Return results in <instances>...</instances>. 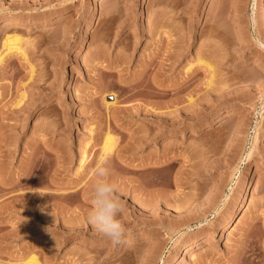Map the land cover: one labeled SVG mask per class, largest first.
Returning <instances> with one entry per match:
<instances>
[{
	"label": "rangeland",
	"instance_id": "374dc122",
	"mask_svg": "<svg viewBox=\"0 0 264 264\" xmlns=\"http://www.w3.org/2000/svg\"><path fill=\"white\" fill-rule=\"evenodd\" d=\"M259 29L264 0H0V264H264Z\"/></svg>",
	"mask_w": 264,
	"mask_h": 264
},
{
	"label": "clouds",
	"instance_id": "9594fccd",
	"mask_svg": "<svg viewBox=\"0 0 264 264\" xmlns=\"http://www.w3.org/2000/svg\"><path fill=\"white\" fill-rule=\"evenodd\" d=\"M94 175L96 179L90 188L88 222L96 232L118 244L127 231L119 219L124 205L116 183L110 178L111 170L107 160L97 165Z\"/></svg>",
	"mask_w": 264,
	"mask_h": 264
},
{
	"label": "bare ground",
	"instance_id": "6f19581e",
	"mask_svg": "<svg viewBox=\"0 0 264 264\" xmlns=\"http://www.w3.org/2000/svg\"><path fill=\"white\" fill-rule=\"evenodd\" d=\"M254 21H256V20H254ZM257 33H258V41H259V43H260V45H263L264 46V40L262 39L263 38V36H264V30H262V29H259L258 31H257ZM213 35H215V34H213ZM8 47H10V49H9V51L10 52H12V51H21V52H24L23 51V47H22V45H21V43H22V39H21V36H19V34H16V33H14L13 35H11V36H9L8 38ZM196 40V39H195ZM2 60H3V58H0V63L2 62ZM200 63H202V62H200ZM206 64V63H205ZM192 66V65H191ZM207 66H208V68H210L212 71H213V73L215 72L214 70H213V66L211 65V64H207ZM192 70V67H189L188 68V71L190 72ZM188 72V73H189ZM213 73H212V75H213ZM213 77V76H212ZM210 84H211V82H210ZM109 97V96H108ZM113 99L115 100V97H113ZM109 101V100H108ZM111 101V100H110ZM109 101V104L110 103H113L114 104V101L112 102H110ZM110 138V137H109ZM112 138H110L109 139V144H107L106 145V147H104L105 148V152H106V154L107 153H110V152H112L113 151V148H114V142L111 140ZM84 153H83V158H82V161H81V166L80 167H83L85 164H86V162H87V160H88V158H89V155H86V151H83ZM249 157H251V153H248L247 155H246V158H249ZM243 160V159H242ZM182 210V209H181ZM202 215V214H201ZM185 220V219H184ZM190 220V219H189ZM228 221H227V223H230L231 221H233L234 220V217L232 216L231 218H229V219H227ZM191 221V220H190ZM202 223V217H199L198 218V222L196 223V224H201ZM179 224H181V223H179ZM183 226H185V227H187V228H190V223H188L187 221L185 222L184 221V223L182 224ZM199 226V225H198ZM182 226L180 225V228H181ZM184 229V228H183ZM248 245V244H247ZM245 247H248V246H245ZM249 248V247H248ZM187 251L185 252V255L187 256V257H189L188 255H190V252H191V248H190V246H187ZM252 249V248H251ZM251 249H248V250H251ZM159 250V249H158ZM242 250H244V248L242 249ZM254 250V249H253ZM245 251V253H247V251L246 250H244ZM244 251H242L243 252V255H245L244 254ZM253 252V251H252ZM255 253V252H254ZM257 253V252H256ZM247 254H250V253H247ZM250 255H252V254H250ZM254 255L255 254H253V258L252 257H250L249 255H245V260L247 259L248 261L250 260V261H252L253 262V264H254V261L255 260H253V259H255L256 257H258L257 255H256V257L254 258ZM241 256H242V254H241ZM260 256V255H259ZM32 258V257H31ZM242 262L244 263L245 261H243L244 260V256H242ZM252 258V259H251ZM259 258V257H258ZM257 259V258H256ZM261 260H262V258H260ZM241 260V259H240ZM261 260H259V262H261ZM252 262H248V264H251ZM256 262V261H255ZM262 262H263V260H262ZM28 264H39V262L37 261V259L36 258H32L31 260H30V262H27Z\"/></svg>",
	"mask_w": 264,
	"mask_h": 264
}]
</instances>
